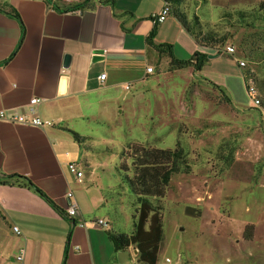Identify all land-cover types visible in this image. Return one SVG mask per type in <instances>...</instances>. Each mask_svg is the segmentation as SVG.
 I'll return each instance as SVG.
<instances>
[{
    "label": "crops",
    "instance_id": "obj_1",
    "mask_svg": "<svg viewBox=\"0 0 264 264\" xmlns=\"http://www.w3.org/2000/svg\"><path fill=\"white\" fill-rule=\"evenodd\" d=\"M164 3L0 0V109L7 114L26 113L29 99L36 96L37 114L53 123L35 127L0 120V264L136 263L133 245L116 249L109 238L110 229L123 231L103 216L110 186L103 189L98 181L82 178L84 174L77 179L68 163L91 168L84 145L93 136L87 131L96 124L112 126L138 90L162 88L161 99L173 105L175 98L183 103L192 85L205 102L208 93H222L237 110L248 107L238 95L236 74L220 61L223 52L197 44L172 13L152 25L151 14ZM180 7L192 11L188 0ZM198 21L203 25L200 16ZM221 23V29L202 28L220 34L229 31L225 43L240 42L242 28L229 29ZM152 30L153 42L171 44L175 58L187 60L199 51L207 54L206 62L200 70L188 66L168 71L169 57L160 58L147 42ZM66 54L70 61L64 65ZM96 55L102 59L95 60ZM148 66L152 72H147ZM180 110L178 118L172 117L177 124L201 118L187 117ZM71 131L90 139L78 144ZM69 190L85 220L83 227L71 228L60 214L68 204Z\"/></svg>",
    "mask_w": 264,
    "mask_h": 264
},
{
    "label": "rangeland",
    "instance_id": "obj_2",
    "mask_svg": "<svg viewBox=\"0 0 264 264\" xmlns=\"http://www.w3.org/2000/svg\"><path fill=\"white\" fill-rule=\"evenodd\" d=\"M259 1L188 0L192 11L187 14L200 16L204 28L221 29L222 20L218 19L222 12L253 8ZM263 31L264 22L257 21L254 29L242 28V36L248 42L258 41ZM229 43L236 46L235 57H243L246 66L240 67L234 56L224 53L220 61L230 65L236 74L238 95L249 103L246 109L237 110L225 100L224 94L208 93L210 101L205 102L192 85L186 90L183 103L175 98L173 105L161 99L162 88L156 92L140 89L112 126L96 124L87 131L93 137L86 144L92 145L93 150H88L91 168L82 169V178L92 183L98 181L103 189L110 186L109 192H105L109 200L102 205L103 216L128 234L133 231L135 208V196L127 183V177L134 173L132 159L125 153L128 144L172 149L178 139L181 145L188 143L191 171L173 175L159 202L150 198L161 206L162 214L156 264H167L165 257L179 264H264V112L253 107L245 80L247 69L264 79V61H249L239 50V39ZM259 46L264 49V40ZM254 51L257 53L259 49ZM256 88L264 100L260 86ZM175 90L179 92L180 87L177 85ZM180 107L187 117L201 118L187 123L173 122ZM174 124L178 125L177 129L173 128ZM179 125L184 126L178 133ZM222 141L235 148L229 168L215 155ZM123 163L127 169L121 167ZM248 224L253 225L250 240L244 237Z\"/></svg>",
    "mask_w": 264,
    "mask_h": 264
},
{
    "label": "trees",
    "instance_id": "obj_3",
    "mask_svg": "<svg viewBox=\"0 0 264 264\" xmlns=\"http://www.w3.org/2000/svg\"><path fill=\"white\" fill-rule=\"evenodd\" d=\"M171 5L172 14L180 21L182 26L194 37L197 44L214 47L223 45L229 37V31L218 33L213 30H204L198 21L197 15L189 17L180 6L184 0H164ZM220 19L224 21L229 28H245L254 29L257 21L264 22V0H260L256 7L245 9L237 8L236 10L224 11L220 14ZM197 27V28H196ZM264 32V31H263ZM260 33L258 41L241 38L239 42V50L242 54L249 58L252 62L264 61V49L259 46V42L264 40V33ZM258 34V33H257ZM154 30L147 37V42L151 44L158 52L159 57H169L167 66L168 71L194 66L195 70H200L207 60V54L197 51L192 58L180 60L173 56L171 44H156L153 42ZM259 52L256 53V49ZM220 52V51H218ZM245 74L250 76L256 86H260L261 94L264 97V79L256 77L248 69ZM222 95V93H221ZM231 103L230 99L224 97ZM264 107V100H261ZM179 125L178 133L182 132ZM198 132H201L197 129ZM73 138L78 144L84 145L85 141L90 137L80 135L75 131H71ZM178 137H180L178 135ZM87 150H93L92 145H84ZM125 153L132 159V167L134 173L131 177H127V183L135 196L133 219V231L126 233L119 230L110 229L108 231L109 238L116 249H128L133 245L136 247L137 261L135 264H156L158 251L161 246L162 231V214L161 206L155 204L150 198L160 201L166 194L169 182L173 175L178 173H189L191 171L190 151L187 142L181 145L178 139L174 148H155L150 145L131 143L128 144V150ZM225 168L233 163L235 158V148L230 146L227 141H222L216 149L215 154ZM122 168L127 169L128 166L123 163ZM30 184V182L28 181ZM31 185V184H30ZM253 236V225L248 224L244 231V237L250 240Z\"/></svg>",
    "mask_w": 264,
    "mask_h": 264
},
{
    "label": "built area",
    "instance_id": "obj_4",
    "mask_svg": "<svg viewBox=\"0 0 264 264\" xmlns=\"http://www.w3.org/2000/svg\"><path fill=\"white\" fill-rule=\"evenodd\" d=\"M172 12L171 5L168 2H165L162 9L156 13L151 14L150 20L153 26L163 22L165 18L170 15ZM217 51L223 52L226 55L234 56V59L237 61L238 65L240 67L246 66V61L242 58H236L235 54L237 52L234 45L229 43H224L223 45L217 46ZM147 72H152L153 68L151 66H148L146 68ZM105 74H102L100 78H104ZM246 93L250 100L253 103V107L260 108L264 112V107H262L261 104V98L258 93V90L256 86L254 85L252 79L248 76L246 77ZM128 87V85L126 86ZM39 103V98L36 96H33L29 99L27 103V110L26 113L21 114H7L3 109H0V120H4L10 123L14 124H23V125H29V126H35V127H48L53 125L52 121L50 119H44L40 117L37 114L36 106ZM68 170L73 173L77 179H81L83 175V171L76 162H70L68 163ZM66 198L68 199V204L66 208L61 211V215L67 219L70 222V226L74 222V225H78L80 227L85 226V220L81 216L80 209L78 207V204L76 200L73 197L72 191L66 192ZM99 223H102L103 221L101 219L98 220ZM13 231L17 234L20 233L19 228L17 226L12 227ZM77 248V247H76ZM18 260H22V255L17 256ZM165 262L167 264H179L178 261H173L169 257H165Z\"/></svg>",
    "mask_w": 264,
    "mask_h": 264
},
{
    "label": "water",
    "instance_id": "obj_5",
    "mask_svg": "<svg viewBox=\"0 0 264 264\" xmlns=\"http://www.w3.org/2000/svg\"><path fill=\"white\" fill-rule=\"evenodd\" d=\"M95 53H96V54H101L102 51H101V50H96ZM209 56H210V55H209ZM94 59H95V60H100V59H102V57L96 55V57H95ZM63 60H64V65H67V64L69 63V61H70V56H69L68 54H66V55L64 56ZM73 225H74V222L72 223L71 228H73ZM133 249H134L135 254H137L138 251H137V249H136L135 246H133Z\"/></svg>",
    "mask_w": 264,
    "mask_h": 264
}]
</instances>
